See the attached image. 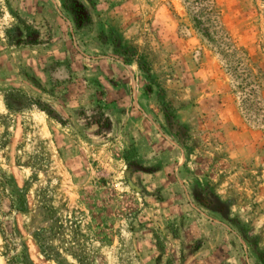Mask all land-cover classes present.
<instances>
[{
  "label": "rangeland",
  "instance_id": "rangeland-1",
  "mask_svg": "<svg viewBox=\"0 0 264 264\" xmlns=\"http://www.w3.org/2000/svg\"><path fill=\"white\" fill-rule=\"evenodd\" d=\"M76 1L0 0V264H264V0Z\"/></svg>",
  "mask_w": 264,
  "mask_h": 264
},
{
  "label": "trees",
  "instance_id": "trees-1",
  "mask_svg": "<svg viewBox=\"0 0 264 264\" xmlns=\"http://www.w3.org/2000/svg\"><path fill=\"white\" fill-rule=\"evenodd\" d=\"M60 1L62 8L67 10L73 16V22L76 25L81 26L83 23H89L88 16L86 14H81L80 12H78L79 11L78 7L82 8L79 2H77L76 0H60ZM27 43L32 44L33 42L32 40H28ZM57 228L58 229L60 228V231L62 230L61 226H58ZM37 235H38L40 252L48 258H54V259L58 258L60 256L59 253L48 244V240L52 236H54V232H52V229L42 228L41 230H39ZM8 264H29V262H28V258L25 255H20L18 261L15 260V258H12L9 260ZM77 264H81V262L77 260Z\"/></svg>",
  "mask_w": 264,
  "mask_h": 264
}]
</instances>
